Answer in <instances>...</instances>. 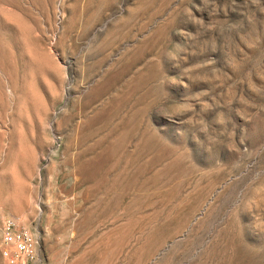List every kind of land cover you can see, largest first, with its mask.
Returning <instances> with one entry per match:
<instances>
[{
    "label": "rangeland",
    "instance_id": "1",
    "mask_svg": "<svg viewBox=\"0 0 264 264\" xmlns=\"http://www.w3.org/2000/svg\"><path fill=\"white\" fill-rule=\"evenodd\" d=\"M23 259L264 264V0H0V264Z\"/></svg>",
    "mask_w": 264,
    "mask_h": 264
},
{
    "label": "bare ground",
    "instance_id": "2",
    "mask_svg": "<svg viewBox=\"0 0 264 264\" xmlns=\"http://www.w3.org/2000/svg\"><path fill=\"white\" fill-rule=\"evenodd\" d=\"M7 20H8V19H7ZM7 20H6V21H7ZM9 20H10V19H9ZM70 20H71V19H70ZM7 22H8V21H7ZM10 22H11V20H10ZM12 22H13V21H12ZM18 31H19V29H18ZM25 51H26L27 53L30 52V51L27 49V46L25 47ZM26 52H25V53H26ZM25 53H24V54H25ZM29 54H30V56H29L30 59L33 60V61H35V62H38L40 68H44V67H45V68H48V69H50L49 71L52 70V71L56 72L57 75H58L60 78L62 77V73H63V68H64V66L62 65L63 67L61 68L60 64H59L58 62L55 63L54 61H53L54 64L52 63V64H53L52 66H51V63H49V65H48L46 59H48V61L51 60V59H50V55H49V56L47 55V58H46V56H45L46 59L43 57L44 61H42L43 59H40V58H42V57L39 58L37 55H32L31 53H29ZM26 55H27V54H26ZM45 55H46V54H45ZM29 61H30V60H29ZM57 63H58L59 65H58ZM59 66H60V67H59ZM31 67H32V66H31ZM38 70H39V69H38ZM44 70H46V69H44ZM64 70H65V69H64ZM30 75H31V74H30ZM26 76H27V75H26ZM58 76H57V77H58ZM59 77H58V78H59ZM63 77H64V76H63ZM63 77H62V78H63ZM60 78H59V80H61ZM62 80H64V79H62ZM62 80H61V81H62ZM59 82H60V81H59ZM32 83H33V82H32ZM60 84H61V82H60ZM61 85H62V84H61ZM28 86H29V88H30L31 85H28ZM28 86H27V87H28ZM27 87H26V88H27ZM59 88H60V90H61V86H59ZM27 89H28V88H27ZM54 89H55V88H54ZM25 91H26V92H24V93L27 94L28 92H27L26 89H25ZM29 91H30V90H29ZM88 92H89V91H88ZM92 92H93V91H92ZM94 92H95V91H94ZM32 93H33V94H32ZM96 93H97V92H96ZM25 94H24V95H25ZM27 95H28V94H27ZM27 95H25V96L27 97ZM91 95H92V94H91ZM94 95H95V93H94ZM22 97H23V95H21V98H20V101L18 102V104H19L20 102H21V103L23 102ZM30 97H31V98H30L31 103H33V105H37V104H38V103H37V102H38V101H37L38 98L36 97V94L33 92V90H32V92H31V96H30ZM95 97H96V96H94V98H95ZM25 99H27V98H25ZM21 103H20V104H21ZM36 103H37V104H36ZM39 104H40V103H39ZM41 109H42V108H41ZM43 110H44V109H43ZM44 111H46V110H44ZM43 120H45V119H43ZM43 123H44V122H43ZM85 125H86V123H85ZM81 126H82V125H81ZM89 128H90V127H89ZM19 137H20V136H19ZM85 165H86V164H85ZM85 165H84V169H85ZM90 167H91V166H90ZM90 167H89V168H90ZM86 168H87V167H86ZM12 172L14 173V171L9 172V173H10V176L12 175V181L14 182L15 186H17L18 181L16 180V178L14 177V175H13ZM27 174H28V173H27ZM10 178H11V177H10ZM131 207H132V206H131ZM174 207H175V206H174ZM177 208H178V205H177ZM130 209H131V208H130ZM173 209H174V208H173ZM175 209H176V208H175ZM124 210H125V209H124ZM131 211H135V210H131ZM136 211H137V209H136ZM171 211H173V210L171 209ZM177 211H178V209H177ZM168 212H170V211H168ZM175 212H176V211H175ZM121 213H122V212H121ZM124 213H126V212H124ZM136 213L139 214L138 212H136ZM126 214H129V213L127 212ZM126 214H125V215H126ZM134 214H135V213H134ZM173 214H174V213H173ZM125 215H124V216H125ZM131 215H133V214H131ZM131 215H130V216H131ZM154 215H155V214H154ZM169 215H170V214H169ZM175 215H176V214H175ZM111 216H113V215H111ZM114 216H115V215H114ZM122 216H123V215H122ZM126 216H129V215H126ZM126 216H125V217H126ZM133 216H134V215H133ZM142 216H143V215H142ZM149 216H151V215H149ZM167 216H168V215H167ZM171 216H172V215H171ZM173 216H174V215H173ZM109 217H110V216H109ZM146 217H147V215L144 216L145 219H146ZM174 217H175V216H174ZM144 218H143V219H144ZM147 218H148V217H147ZM150 218H151V217H150ZM152 218H153V214H152ZM152 218H151V219H152ZM111 219H112V218H111ZM133 219H134L133 217H129V218L126 219V221H124V223L121 222V224H120L121 226L119 225V227H118V226H117V227H114L113 230L111 229L112 231H111V230H110V231H107V232H110V235L106 233V234L108 235V237L106 238V237L104 236L105 239L103 238L104 240L99 241V243H98V245H97V248H98V249H101L102 246L107 247L112 239H114L115 241H117L116 243H121V242H123V239L126 238V237H125L126 235H129V236H130V234L133 235L132 232L136 229V227H138V226H139V227L142 226V224H140L142 217H141V219H140V218H136V220H133ZM143 219H142V220H143ZM148 219H149V218H148ZM114 220H115V218H114ZM118 220H119V218H118ZM122 220H123V219H122ZM146 220H147V219H146ZM119 221H120V220H119ZM119 221H118V222H119ZM150 221H151V220H149V223H150ZM152 221H153V220H152ZM109 222H110V221H109ZM113 222H114V221H113ZM116 222H117V220H116ZM118 222H117V224H118ZM143 222H146V221L143 220ZM157 222H158V220H157ZM119 223H120V222H119ZM122 223H123V224H122ZM147 223H148V221H147ZM152 223H153V222H152ZM114 224H115V223H114ZM145 224H146V223H145ZM145 224H144V225H145ZM163 224H164V223H163ZM115 225H116V224H115ZM152 225H154V223H153ZM157 225H158V224H157ZM155 226H156V224H155ZM139 227H138V228H139ZM146 227H147V226H146ZM153 227H154V226H153ZM153 227L150 226V228H149L150 230H149V232H148V235H146V238H145L143 235H142V236L139 235V237H140V236H141V237H144L143 245L139 242V244H141L142 246H138V245H137V247H139V248L141 247V248H140V249L137 248L138 250H137V249L134 250V251H136V252L134 253V255H135L134 257H136V258H138V259H141L143 256H145V258H144V260H143L144 262L147 261V260L149 259V257H151V256H150V252H152V251H151L150 249L152 248L153 244H154V247H155V246L157 247V244L160 242V241H159V239H160L159 237H161V236H159L160 233H155V232H156V231H154V230H155V227H154V228H153ZM158 227H159V226H158ZM158 227H157V228H158ZM141 228H142V227H141ZM141 228H140V229H141ZM147 228H148V227H147ZM140 229H139V230H140ZM144 229H145V228H144ZM156 230H157V229H156ZM159 230H160V229H158L157 231H159ZM135 231H136V230H135ZM142 231H143V230H142ZM136 232H137V231H136ZM140 232H141V231H140ZM159 232H160V231H159ZM138 233H139V232H138ZM138 233H137V234H138ZM141 233H142V232H141ZM103 234H104V233H103ZM135 234H136V233H135ZM135 234H134L133 236H135ZM137 234H136V235H137ZM139 234H140V233H139ZM153 234H154V236H153ZM172 234H173V233H172ZM132 235H131L130 237H132ZM130 237H129V238H130ZM139 237H138V238H139ZM166 237H169V236H166ZM99 238H100V237H99ZM129 238H128V239H129ZM128 239H125V240H128ZM130 239H131V238H130ZM132 239H134V238H132ZM135 239H136V238H135ZM99 240H100V239H99ZM136 240H137V239H136ZM160 240H161V243H162V241H164V240H162V238H161ZM168 240H169V239H168ZM111 242H113V241H111ZM165 243H166V242H165ZM165 243H162V244H165ZM125 244H126V243H125ZM125 244H124V245H125ZM162 244H161V247H160V248H162ZM167 244H168V242H167ZM106 245H107V246H106ZM111 245H112V244H111ZM111 245H109V246L111 247ZM113 245H114V244H113ZM118 245H119V244H117V246H118ZM124 245H123V246H124ZM114 246H115V245H114ZM117 246H116V247H117ZM159 246H160V244H159ZM159 246H158V247H159ZM163 246H164V245H163ZM104 247H103V248H104ZM110 247H109V248H110ZM120 247H121V246H120ZM156 247H155V249H156ZM164 247H166V245H165ZM118 248H119V246H118ZM135 248H136V247H135ZM135 248H134V249H135ZM112 249L114 250V248H112ZM112 249H111V250H112ZM120 249H121V248H120ZM96 250H97V249H96ZM107 250H108V249H107ZM99 251H100V250H98V252H99ZM102 251H103V250H101L100 252H102ZM153 251H154V250H153ZM96 252H97V251H96ZM98 252H97V253H98ZM100 252H99V253H100ZM104 252H105V250H104ZM107 252H108V251H107ZM107 252H106V253H107ZM155 252H156V254H157V251H155ZM155 252H154V253H155ZM174 252H175V251H174ZM106 253H105V254H106ZM108 253H109V256H110V254H112L113 256H112V255H111V256L114 257V254H113V253H110V252H108ZM117 253H119V251H118ZM154 253H152L151 255L153 256ZM158 253H159V248H158ZM19 254H21V253H19ZM101 254H102V253H101ZM160 254H161V253H160ZM160 254H159V255H160ZM22 255H23V254H22ZM99 255H100V254H99ZM115 255H116V254H115ZM132 255H133V254H132ZM103 256H104V255H103ZM120 256H121V255H120ZM155 256H156V255H155ZM171 256H172V255H171ZM153 257H154V256H153ZM153 257H152V259H154ZM156 257H157V256H156ZM97 258H98V257H97ZM106 258H107V256H106ZM129 258H131V257H129ZM112 259H113V258H112ZM117 259H118V258H117ZM117 259H116V260H117ZM132 259H133V258H132ZM134 259H135V258H134ZM150 259H151V258H150ZM152 259H151V260H152ZM106 260H107V259H106ZM108 261H110V260H107V261H105V262H108ZM139 261H140V260H139ZM169 261H170V260H169ZM136 262H138V260H136ZM140 262H141V261H140ZM140 262H138V263H140ZM144 262H143V263H144ZM149 262H150V261H149ZM21 263H22V264L24 263V259L21 260ZM152 263H153V262H152Z\"/></svg>",
    "mask_w": 264,
    "mask_h": 264
},
{
    "label": "built area",
    "instance_id": "3",
    "mask_svg": "<svg viewBox=\"0 0 264 264\" xmlns=\"http://www.w3.org/2000/svg\"><path fill=\"white\" fill-rule=\"evenodd\" d=\"M5 229L2 231V240L4 243H12L18 253L25 257L31 256L34 251V240L26 230L14 228V223L8 220Z\"/></svg>",
    "mask_w": 264,
    "mask_h": 264
}]
</instances>
